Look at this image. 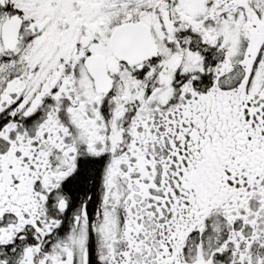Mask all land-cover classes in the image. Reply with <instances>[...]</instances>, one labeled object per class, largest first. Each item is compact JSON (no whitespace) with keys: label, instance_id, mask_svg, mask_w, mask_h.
<instances>
[{"label":"snow or ice","instance_id":"obj_1","mask_svg":"<svg viewBox=\"0 0 264 264\" xmlns=\"http://www.w3.org/2000/svg\"><path fill=\"white\" fill-rule=\"evenodd\" d=\"M0 264H264V0H0Z\"/></svg>","mask_w":264,"mask_h":264}]
</instances>
